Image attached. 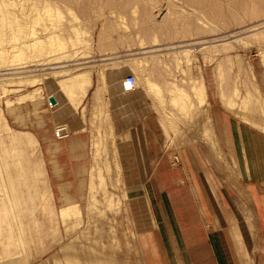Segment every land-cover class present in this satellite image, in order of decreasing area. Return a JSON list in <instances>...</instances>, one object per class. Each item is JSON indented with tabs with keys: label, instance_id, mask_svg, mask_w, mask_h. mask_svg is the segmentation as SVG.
I'll list each match as a JSON object with an SVG mask.
<instances>
[{
	"label": "rangeland",
	"instance_id": "374dc122",
	"mask_svg": "<svg viewBox=\"0 0 264 264\" xmlns=\"http://www.w3.org/2000/svg\"><path fill=\"white\" fill-rule=\"evenodd\" d=\"M139 1L0 0V264H148L142 236L164 205L157 176L179 190L184 151L218 180L217 170L253 177L250 149L264 142V11L236 9L226 26L184 0ZM191 13L202 29L186 35L181 20ZM87 69L86 90H74L70 74ZM19 74L29 79L14 82ZM202 88L213 151L182 142V129L202 136ZM61 123L71 133L58 139ZM17 135L34 147L16 145ZM104 159L109 173L97 164ZM242 221L243 261L264 264L258 215Z\"/></svg>",
	"mask_w": 264,
	"mask_h": 264
},
{
	"label": "crops",
	"instance_id": "0c3cea01",
	"mask_svg": "<svg viewBox=\"0 0 264 264\" xmlns=\"http://www.w3.org/2000/svg\"><path fill=\"white\" fill-rule=\"evenodd\" d=\"M255 151L250 149L255 163L251 179H229L217 170L218 180L215 172L204 173L195 153L187 150L182 153L186 175L177 180L179 190L166 174L157 176L163 182L158 191L164 205L156 225L142 236L148 264H245L239 239L245 236L244 214L258 215L264 243V142ZM164 159L162 155L153 165L160 166ZM257 252L264 254V249Z\"/></svg>",
	"mask_w": 264,
	"mask_h": 264
},
{
	"label": "bare ground",
	"instance_id": "6f19581e",
	"mask_svg": "<svg viewBox=\"0 0 264 264\" xmlns=\"http://www.w3.org/2000/svg\"><path fill=\"white\" fill-rule=\"evenodd\" d=\"M101 1V0H100ZM112 1V0H111ZM135 1V0H134ZM139 1V0H138ZM152 1H154V0H152ZM185 1V3H187L188 5L187 6H193V7H195V8H197L198 10H199V12L201 13V14H203V16L205 15L207 18H208V20L210 19V21L212 20L214 23H217V24H224V25H226L227 26V24H231L232 22H234V21H238V17H237V12H236V9H243V8H247L248 6H251L252 4H255V3H258L259 4V8H257V10L255 9V10H253L252 11V14L253 15H258V14H260L261 12L263 13V11H264V0H184ZM184 1H182V2H184ZM105 2V1H104ZM140 2V1H139ZM156 2V1H155ZM181 2V3H182ZM118 3V2H117ZM128 3V2H127ZM133 3V2H132ZM149 3V2H148ZM151 3H154V2H151V0H150V4ZM111 5V4H110ZM113 5V4H112ZM155 5H157L156 3H155ZM183 5V4H182ZM94 6V5H93ZM97 6V5H96ZM115 6V5H114ZM99 7V6H98ZM111 7H113V6H111ZM116 7V6H115ZM149 7V6H148ZM197 11V10H196ZM199 12H197V13H199ZM261 13V14H262ZM192 14V13H191ZM202 16V15H201ZM197 17H199V15L197 14H192V15H189V16H187L186 18H184L183 20H181V21H183L182 23L184 24V28L182 29V32H185V34H186V31H188V29H191V30H193L192 32H193V34H198V30H200L201 31V29H199V27L197 26V25H199L198 23L196 24V18ZM206 18V19H207ZM171 24V22L170 21H165V24H164V26L165 25H170ZM200 26V25H199ZM208 29V28H207ZM210 30H214V28L213 27H210L209 28ZM190 31V30H189ZM207 31H209V30H207ZM189 33V32H188ZM203 33V32H202ZM201 34V33H200ZM187 35V34H186ZM198 40V39H197ZM191 41V40H190ZM190 41H189V44H187V45H190L191 47H193V46H195V45H198V42H199V40H198V42L197 43H195V42H191L190 43ZM188 43V42H187ZM82 61V60H81ZM84 62V61H83ZM83 62H79L78 61V63H76V64H80L81 65V63H83ZM88 62V61H87ZM86 62V63H87ZM85 63V62H84ZM75 66H77V65H75ZM87 67V66H86ZM21 68V66H12V67H9L8 69H11V70H15L16 72H18V73H20L18 70ZM23 68V67H22ZM89 69V68H88ZM84 70V71H81V72H76V73H74L73 72V74H70V81H71V85L74 87V90L75 89H78L79 87L80 88H84V90H86L85 89V85L87 84L88 85V83H90V80H89V78L91 77L90 76V70ZM69 70V69H68ZM67 70V71H68ZM92 70V69H91ZM2 75H5V74H2ZM28 76H30V75H28ZM26 78H27V76H25ZM33 79H31L30 78V80L31 81H33L32 83H34L35 81H37L38 80V78H35L34 77V74L31 76ZM26 78H24V76L23 75H21V74H19V76H18V78L16 79V80H14V82H17V83H20V82H23ZM7 78L5 77V76H0V81H4V80H6ZM28 79H29V77H28ZM28 79H26V80H28ZM8 81V80H7ZM25 82V81H24ZM28 83L30 82V81H27ZM88 82V83H87ZM83 85V86H82ZM82 86V87H81ZM87 87V86H86ZM79 88V89H80ZM84 92H86V91H84ZM197 94L198 95H200V97H201V99H202V102L204 103V105H203V107H202V110H201V113H202V115H203V118H204V125H203V127H202V136H192L190 133H188V130L187 129H182V136H184V138L182 139V142H186V143H190V142H207V143H209V148L211 149V151H213L214 150V144H213V140L211 139V137H210V132H211V125H212V116H211V110H210V103H209V101H208V99H206V92H205V90H204V88H202V90H199L198 92H197ZM34 95H35V93H34ZM33 96V95H32ZM95 97H99V92H96L95 94H94V98ZM226 103H228L227 101H226ZM57 104H59V100H58V98L56 99V103H52V105H57ZM231 104V105H230ZM226 105H229V106H232V103H229V104H226ZM242 105V104H241ZM240 108V107H239ZM247 108V107H246ZM238 111H239V109L238 108H236ZM240 112H241V110H240ZM241 114H243L245 117H247V119L249 118V120L250 121H253L254 123H256V124H258V122H257V120H255V116L253 117V116H251L252 114H250V115H246V114H244L243 112L241 113ZM110 125V124H109ZM103 126V125H102ZM108 126V125H107ZM109 127V126H108ZM104 128V127H103ZM108 130H109V128H108ZM108 134H109V131H108ZM108 139H109V137H108ZM13 140H14V142H15V144L16 145H18V146H21L22 148H33L34 147V140H33V138L32 137H30V136H19V135H17L16 137H13ZM100 140V139H99ZM111 140V139H110ZM98 142V141H97ZM96 142V143H97ZM99 142H101V141H99ZM104 142V141H103ZM102 142V143H103ZM106 142V141H105ZM101 143V144H102ZM112 143V142H111ZM97 145H98V143H97ZM106 145V144H105ZM100 146H102V145H98L97 147H99V149H103V148H100ZM106 146H109V144H107ZM113 146V145H112ZM105 147V150H106V148H109V149H112V151H113V153H114V147ZM4 149V148H3ZM98 149V148H97ZM108 149V150H109ZM4 151V150H3ZM104 151V150H103ZM111 151V150H110ZM111 151V152H112ZM96 152V151H95ZM100 152V151H99ZM102 152V151H101ZM107 152V151H106ZM105 152V153H106ZM110 152V153H111ZM104 153V152H103ZM105 153H104V155H105ZM95 154V153H94ZM98 154V153H97ZM101 154V153H100ZM106 154H109V152L108 153H106ZM112 154V153H111ZM95 155H93V157H94ZM98 156V155H97ZM97 156H95V157H97ZM111 156H113V155H111ZM98 158H99V156H98ZM105 158H106V155H105ZM14 159H15V157H14ZM18 159V158H17ZM96 159V158H95ZM107 159V158H106ZM16 160V159H15ZM14 160V161H15ZM97 160V159H96ZM100 160V159H99ZM18 161V160H17ZM112 161V160H111ZM95 164V163H94ZM97 164L99 165V167L100 168H104L106 171H108V173H109V171L112 169L113 170V168H111V164L112 163H110V161L109 160H106L105 161V159L101 162L100 161V163L99 162H97ZM97 166V165H96ZM93 167L95 168V165H93ZM96 172V171H95ZM96 174V173H95ZM106 185H107V182L105 183ZM107 191V190H106ZM112 193H107L106 194V197L107 198H109V199H112V195H111ZM105 196V195H104ZM106 199V198H105ZM104 199V200H105ZM102 200H103V198H102ZM103 200V201H104ZM113 200V199H112ZM102 201V202H103ZM106 201H107V199H106ZM106 201L104 202L105 204H106ZM109 203V202H108ZM74 206V205H73ZM105 206V205H104ZM75 207H76V205H75ZM70 212H71V207L69 206V207H65V208H63V213H64V215H67V214H70Z\"/></svg>",
	"mask_w": 264,
	"mask_h": 264
},
{
	"label": "built area",
	"instance_id": "2783aa9c",
	"mask_svg": "<svg viewBox=\"0 0 264 264\" xmlns=\"http://www.w3.org/2000/svg\"><path fill=\"white\" fill-rule=\"evenodd\" d=\"M128 82L132 85L136 83V77L133 74L128 75ZM50 104L52 105V102L50 101ZM71 131L69 130V127L61 123L58 126L55 127V136L58 139H63L65 137H68L70 135Z\"/></svg>",
	"mask_w": 264,
	"mask_h": 264
},
{
	"label": "water",
	"instance_id": "95a60500",
	"mask_svg": "<svg viewBox=\"0 0 264 264\" xmlns=\"http://www.w3.org/2000/svg\"><path fill=\"white\" fill-rule=\"evenodd\" d=\"M50 101H51L52 103H56V97L51 96V97H50Z\"/></svg>",
	"mask_w": 264,
	"mask_h": 264
}]
</instances>
